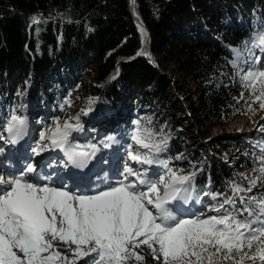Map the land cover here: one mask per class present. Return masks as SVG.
I'll return each mask as SVG.
<instances>
[{
  "label": "trees",
  "instance_id": "1",
  "mask_svg": "<svg viewBox=\"0 0 264 264\" xmlns=\"http://www.w3.org/2000/svg\"><path fill=\"white\" fill-rule=\"evenodd\" d=\"M135 4L149 31L152 56L122 60L119 74L107 80L117 57L133 56L141 47L127 0H0V111L6 116L1 126L13 110L22 115L32 102L42 105L41 113L52 112V106H69L67 101L73 106L86 88L94 98L84 101V108L90 100L99 107L86 121L80 118L83 130L72 134L73 143L86 146L94 138L105 142L116 135L112 132L116 126L131 141L136 121L163 128L171 139L161 158L185 173L196 172L194 185L202 204L190 206L206 209L217 201L203 192L231 194L230 182L246 186L243 177L258 175L253 169L259 167L264 135L259 131L212 135L210 128L250 114L247 90L230 61L233 48L244 49L245 41L251 45L264 31V0H135ZM252 51L259 56L258 48ZM170 61L195 83V93L188 97L189 112L164 71ZM240 67L246 71L248 65ZM87 74L90 83L83 81ZM241 92L244 99H239ZM99 109L124 117L111 128L103 123L97 128L95 120L105 117ZM260 183L249 195L264 193Z\"/></svg>",
  "mask_w": 264,
  "mask_h": 264
},
{
  "label": "snow or ice",
  "instance_id": "2",
  "mask_svg": "<svg viewBox=\"0 0 264 264\" xmlns=\"http://www.w3.org/2000/svg\"><path fill=\"white\" fill-rule=\"evenodd\" d=\"M141 33L147 35L144 29ZM244 44V49H232L230 63L247 90L248 112L255 114L264 110V59L252 49L264 53V31L251 45ZM241 63L248 65L246 71ZM244 98L241 92L239 99ZM94 103L90 100L82 114L93 111ZM135 124L126 149L131 163L124 165L115 183L93 190L91 177L88 183L84 177L79 183L66 181L38 172L33 163L7 178L0 175V264H145V255L137 251L142 246L158 264H264V193L249 195L258 182H264V148L257 157L259 167L253 169L258 175L243 177L246 186L232 181L231 194L203 192L217 202L207 205L206 211L177 215L185 205L202 204L194 185L196 172L185 173L161 158L168 150L170 133L140 121ZM53 125L40 133L34 155L59 149L67 157L62 162L65 168L88 169L100 149L73 143L72 134L83 130L79 115L63 122L56 118ZM4 132L7 136L0 133V140L18 144L28 134L27 117L13 110ZM102 143L110 147L119 141L110 136ZM152 166L162 171H152Z\"/></svg>",
  "mask_w": 264,
  "mask_h": 264
},
{
  "label": "rangeland",
  "instance_id": "3",
  "mask_svg": "<svg viewBox=\"0 0 264 264\" xmlns=\"http://www.w3.org/2000/svg\"><path fill=\"white\" fill-rule=\"evenodd\" d=\"M141 35L142 33L140 30L139 36ZM140 39L143 40L142 37ZM259 53V56L264 59V53ZM143 55L152 56V52L149 51L148 53H145ZM117 70H119V68H115L114 71L111 72V77L117 74ZM164 71L168 75H170L173 81V93H175L176 97L181 101L186 110L189 112L188 97L189 95L195 93V83L191 80L190 77L186 76L185 73L179 71L177 69V65L173 61L165 63ZM89 77V74L85 75L83 81L85 83H90ZM177 85L179 86V88H177ZM78 97L79 98H77V103H75L73 106H66L63 108H53L52 106V112H47L46 109V111L44 110V112L41 113L43 109L42 105L39 106L34 102L29 103L28 107L26 106V108L22 110V115H25L28 119L27 136L16 145L5 144L4 141L0 140V147L4 149V151L0 153V164H2V161L4 160L5 162H10L9 166V163L2 165V167H0V170H3V172L5 173L14 174L20 169L24 168L27 163H33L36 164L38 172H41L43 174H55L62 177L66 181L76 179L77 183H79V178L84 177L83 182L88 183L87 177H91V187L93 190H95L96 187H103L106 183H115L118 179H120V173L123 171L124 165L126 163H131L128 160L126 149L132 142L124 133H120V128H118V126L114 127L112 132H116L115 137L119 141V143H113L110 147H104L103 143L98 142L97 139L94 138L92 144H95L100 150L97 152L96 158L89 165V168L82 171L79 169L65 168L62 162H66L67 157L59 149L43 152L39 156L34 155V153L32 152V149L36 147L40 141V133L48 127H53V121L56 118H59L60 121L63 122L64 120H68L79 115L82 120L86 121L87 115L91 112H88L87 115L82 114L81 110L87 109L84 108L83 102L89 100L90 98L93 99L94 96L91 95L86 88H84L82 91H80ZM95 109L96 108H93V110ZM99 112L101 113V117L102 115H105V117L95 120L94 125L97 128L98 125L102 123L106 124V128H111L114 122L115 126L121 120V118L124 117V114L118 112L105 111L101 109H99ZM2 115L3 114L0 111V131L5 136H7V133L4 132V124L3 126H1V121L6 118V116ZM36 116H40L42 119L41 121H39V123H37V121L35 120ZM262 118H264V110L257 111L255 114L250 113L247 115H236L228 123L212 126L210 128V134L238 135L240 133H252L254 131H259L262 135H264V131L260 130V125H264V119ZM96 130L97 129H95V131ZM151 170L160 172L158 171L156 166H152ZM85 174H87V176H85ZM73 175L74 177H72ZM97 176H99L104 182L101 183L100 180H97ZM105 176L107 177L106 180H104ZM260 185H264V182H261ZM190 204L185 205L184 208L180 209L176 214L187 216L190 214V212L187 210H190L191 212H196L199 210L206 211V209H204L202 206L193 209L191 208ZM173 210L176 211L175 208ZM56 247L59 248L61 252L68 254L67 250L62 244L57 243ZM137 251L145 255V264H158V261L153 260L150 257L149 250L146 246H142L141 248L137 249ZM80 264H83V261L80 262Z\"/></svg>",
  "mask_w": 264,
  "mask_h": 264
},
{
  "label": "water",
  "instance_id": "4",
  "mask_svg": "<svg viewBox=\"0 0 264 264\" xmlns=\"http://www.w3.org/2000/svg\"><path fill=\"white\" fill-rule=\"evenodd\" d=\"M127 4H128L129 11H130V13H131V15H132V17H133V20H134V22L136 23V25L138 26V29H139V27L141 26L140 23H141L142 26H144L145 29H146V32H147L146 43H145V45H144L143 42H142L143 40H141V47H140V49L142 48V50L139 49V50L137 51V53H136L135 55H133V56H119V57H117L115 67L112 68V70L109 72V74L107 75L108 77L106 76V77H107V80H109V79L111 78V72H113L115 68H118V66H119V64H120V62H121L122 60H129V59L133 58L134 56L138 55V53H141V54H139V55H143V54L148 53V52L150 51V38H149V31H148L147 28H146V25H145V23H144V21H143V19H142V16H141L139 10L137 9L136 13H137V16H138V18H139L138 20H139V22H140V23H138V22H137V19L135 18V15L132 13V7L134 6L133 0H127ZM139 31H140V30H139ZM97 103H98V102H95V103L92 105V107L94 108V107L97 105Z\"/></svg>",
  "mask_w": 264,
  "mask_h": 264
},
{
  "label": "bare ground",
  "instance_id": "5",
  "mask_svg": "<svg viewBox=\"0 0 264 264\" xmlns=\"http://www.w3.org/2000/svg\"><path fill=\"white\" fill-rule=\"evenodd\" d=\"M136 11H137V7H136V4L134 3V6L132 7V13L135 15V18L137 19V22L138 23H140L139 22V18H138V16H137V13H136ZM140 30L141 29H144L145 31H146V29H145V27L144 26H142V24L140 23ZM138 27V26H137ZM148 30V29H147ZM147 33V32H146ZM140 38L142 37V39H143V44L145 45V43H146V39H147V35L145 36H143V35H141V36H139ZM141 40V39H140ZM140 50H142V48L140 49ZM4 160V159H3ZM7 163H9L8 164V166L10 165V162L8 161V162H5V160L4 161H2V164H0V167H2V165H5V164H7ZM10 175V173H5V177L7 178L8 176ZM74 175H75V173H74ZM74 175L72 176V177H74Z\"/></svg>",
  "mask_w": 264,
  "mask_h": 264
}]
</instances>
